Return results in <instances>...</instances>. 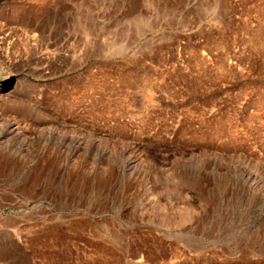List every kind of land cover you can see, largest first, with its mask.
<instances>
[{"label": "rangeland", "instance_id": "1", "mask_svg": "<svg viewBox=\"0 0 264 264\" xmlns=\"http://www.w3.org/2000/svg\"><path fill=\"white\" fill-rule=\"evenodd\" d=\"M3 35L0 264H264V0H0Z\"/></svg>", "mask_w": 264, "mask_h": 264}, {"label": "bare ground", "instance_id": "2", "mask_svg": "<svg viewBox=\"0 0 264 264\" xmlns=\"http://www.w3.org/2000/svg\"><path fill=\"white\" fill-rule=\"evenodd\" d=\"M46 23V22H45ZM47 23L43 26L46 27ZM32 30V29H31ZM31 30L29 31L28 35L25 37L27 39L33 40L35 37V34L31 33ZM43 31H46L43 29ZM6 37L3 35L0 37V109L1 107H4V105L7 102H13L17 101V94H18V87L16 82H13V79H10V71L6 72L5 77L2 78L1 73L5 72L3 68V57H6V53L3 51L2 44L5 42ZM14 66V65H13ZM10 68V67H9ZM3 74V73H2ZM16 105V104H14ZM2 114V113H1ZM4 118L2 115H0V134L2 136L0 137V143L4 142V138H14L18 135V129L17 126L12 124H6L4 123ZM4 133V135H3ZM7 140V139H6Z\"/></svg>", "mask_w": 264, "mask_h": 264}]
</instances>
